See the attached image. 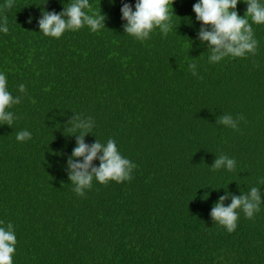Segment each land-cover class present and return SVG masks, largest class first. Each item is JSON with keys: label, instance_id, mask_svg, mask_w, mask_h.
<instances>
[{"label": "trees", "instance_id": "trees-1", "mask_svg": "<svg viewBox=\"0 0 264 264\" xmlns=\"http://www.w3.org/2000/svg\"><path fill=\"white\" fill-rule=\"evenodd\" d=\"M72 2L14 0L5 9L0 0L9 27L0 71L22 97L7 109L13 124H0V221L14 227L13 264H264V24L252 25L255 54L209 63L196 0H173L169 32L155 28L143 42L121 19L122 4L135 0H89L85 11L104 17L97 32H39L43 14ZM226 114L242 117L237 129L219 124ZM89 117L84 142L112 139L136 167L130 180L94 179L79 196L68 161L82 162L72 157L74 125ZM22 130L31 138L18 142ZM221 155L236 161L232 171L213 170ZM252 187L262 203L253 219L237 210L232 233L214 223L220 196L227 206Z\"/></svg>", "mask_w": 264, "mask_h": 264}, {"label": "clouds", "instance_id": "clouds-1", "mask_svg": "<svg viewBox=\"0 0 264 264\" xmlns=\"http://www.w3.org/2000/svg\"><path fill=\"white\" fill-rule=\"evenodd\" d=\"M111 2V0H110ZM173 0H135L134 5L123 3L120 12L124 24L125 33L143 42L150 37L153 29L159 28L162 34H167L171 28V16ZM247 5L243 16L238 15L236 6L238 3ZM14 0H5L3 7L11 9ZM86 9H91L89 0H74L59 12H47L38 21L39 32L52 38H60L66 31H78L87 26L91 32H97L104 27V17L100 13L89 14ZM171 9V12H170ZM196 19L201 22L198 32L200 41H207L210 48L209 63H216L226 57H245L255 54L258 42L255 39L253 24H264V0H196L192 5ZM28 22H31L29 17ZM9 32L8 20L0 17V33ZM193 75H196L197 65H188ZM7 76L0 71V124L12 125L15 119L14 113L8 111L12 105L21 102V96H13L7 88ZM18 91L26 92L24 84L18 85ZM242 117L233 119L230 114L219 118V124L238 128V121ZM94 121L89 117L86 121H78L75 128L81 129L77 137L76 146L72 151V157H82L79 160L70 159L69 178L74 185L73 191L83 196L85 190L91 188L92 181L106 184L109 181L120 183L130 180L135 163L122 156L116 142L109 139L106 143L98 140L92 144L84 142V133L93 127ZM31 138V133L22 130L17 133L16 140L24 142ZM99 153V155H98ZM94 159L99 160L98 166H93ZM236 166L233 158L221 155L213 163V170L224 168L232 171ZM226 195L220 196L211 210L214 223L222 226L228 233H232L237 227L239 211H242L248 219L261 209V196L258 187H252L247 194L232 196L231 202L225 206L223 201ZM0 221V264H13V255L16 250L17 238L13 225L9 222L2 226Z\"/></svg>", "mask_w": 264, "mask_h": 264}]
</instances>
